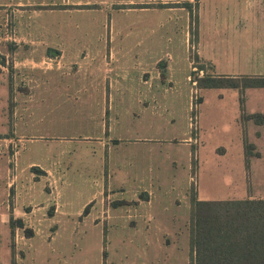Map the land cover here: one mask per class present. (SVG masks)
<instances>
[{
    "label": "rangeland",
    "instance_id": "1",
    "mask_svg": "<svg viewBox=\"0 0 264 264\" xmlns=\"http://www.w3.org/2000/svg\"><path fill=\"white\" fill-rule=\"evenodd\" d=\"M246 49L264 0H0V264H189L192 194L264 198V87L199 83Z\"/></svg>",
    "mask_w": 264,
    "mask_h": 264
},
{
    "label": "trees",
    "instance_id": "2",
    "mask_svg": "<svg viewBox=\"0 0 264 264\" xmlns=\"http://www.w3.org/2000/svg\"><path fill=\"white\" fill-rule=\"evenodd\" d=\"M6 64L0 53V73ZM238 78L249 82L241 84ZM199 83L205 88L264 87V76H204ZM189 264H264V198L201 200L192 194Z\"/></svg>",
    "mask_w": 264,
    "mask_h": 264
},
{
    "label": "crops",
    "instance_id": "3",
    "mask_svg": "<svg viewBox=\"0 0 264 264\" xmlns=\"http://www.w3.org/2000/svg\"><path fill=\"white\" fill-rule=\"evenodd\" d=\"M254 37H249L246 39L245 46L248 44L256 43L254 42ZM238 56L237 60L239 61V65L241 62V66L245 72L243 74L248 75H257L264 74V52L261 51L251 52L249 49L243 51H237ZM212 61L211 59H208ZM213 62V61H212ZM238 64V63H237Z\"/></svg>",
    "mask_w": 264,
    "mask_h": 264
}]
</instances>
